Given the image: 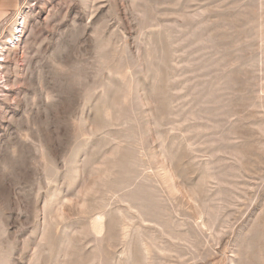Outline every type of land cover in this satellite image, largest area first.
<instances>
[{
    "label": "rangeland",
    "instance_id": "1",
    "mask_svg": "<svg viewBox=\"0 0 264 264\" xmlns=\"http://www.w3.org/2000/svg\"><path fill=\"white\" fill-rule=\"evenodd\" d=\"M0 264H264V0L1 20Z\"/></svg>",
    "mask_w": 264,
    "mask_h": 264
},
{
    "label": "crops",
    "instance_id": "2",
    "mask_svg": "<svg viewBox=\"0 0 264 264\" xmlns=\"http://www.w3.org/2000/svg\"><path fill=\"white\" fill-rule=\"evenodd\" d=\"M22 5L23 0H0V21L18 12Z\"/></svg>",
    "mask_w": 264,
    "mask_h": 264
}]
</instances>
